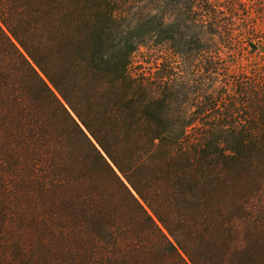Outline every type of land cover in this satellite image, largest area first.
<instances>
[{
    "label": "trees",
    "instance_id": "16d2710c",
    "mask_svg": "<svg viewBox=\"0 0 264 264\" xmlns=\"http://www.w3.org/2000/svg\"><path fill=\"white\" fill-rule=\"evenodd\" d=\"M225 1L0 0V264H264V71L221 82L254 31Z\"/></svg>",
    "mask_w": 264,
    "mask_h": 264
},
{
    "label": "rangeland",
    "instance_id": "374dc122",
    "mask_svg": "<svg viewBox=\"0 0 264 264\" xmlns=\"http://www.w3.org/2000/svg\"><path fill=\"white\" fill-rule=\"evenodd\" d=\"M248 12L244 16H239L240 20H244L248 26L251 22H253V30L249 35L244 34V37H248L249 39L244 40L242 44H238L236 42L232 45V50L223 49L218 55H212L213 58L221 68H229V72L224 73L226 76L222 79L221 82L226 83L229 81L228 77L235 78L237 74H243L245 78L252 77L257 71H264V1L257 0L255 1H247ZM224 11L226 15L232 16L233 11L230 9V2L225 1L219 5ZM236 18V17H235ZM230 18H228L229 20ZM242 22V21H241ZM244 26V25H243ZM247 26V27H248ZM245 27V28H247ZM244 28V27H243ZM242 35V34H241ZM251 39V41H249ZM251 42V43H250ZM255 44L256 51L252 53L250 45ZM192 55V56H191ZM188 56L189 62L191 63L195 60L194 53H191ZM142 55H136L134 62L137 65L139 62H142ZM163 58H166L164 56ZM209 58V57H207ZM197 59V58H196ZM173 61L179 63L180 59H174ZM243 72V73H242ZM246 74V75H244ZM229 94V91L227 92Z\"/></svg>",
    "mask_w": 264,
    "mask_h": 264
}]
</instances>
